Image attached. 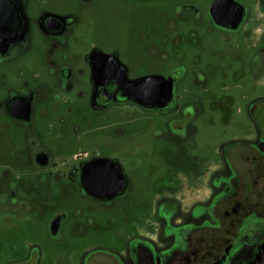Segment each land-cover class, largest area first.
<instances>
[{"label": "flooded vegetation", "instance_id": "1", "mask_svg": "<svg viewBox=\"0 0 264 264\" xmlns=\"http://www.w3.org/2000/svg\"><path fill=\"white\" fill-rule=\"evenodd\" d=\"M36 209L54 241L137 214L71 264H264V0H0V264H43L6 238Z\"/></svg>", "mask_w": 264, "mask_h": 264}, {"label": "rangeland", "instance_id": "2", "mask_svg": "<svg viewBox=\"0 0 264 264\" xmlns=\"http://www.w3.org/2000/svg\"><path fill=\"white\" fill-rule=\"evenodd\" d=\"M45 1V0H42ZM57 1V0H54ZM227 77L225 83L228 85L227 94L242 96V89L235 86L233 83L234 72L227 71ZM217 78V77H215ZM211 89L217 90L218 81L213 77L209 79ZM248 87V86H247ZM246 87V88H247ZM240 98V97H238ZM42 131L46 132L44 125H40ZM113 130L110 127L109 131ZM47 133V132H46ZM237 133L238 135L245 136L247 131L238 130L237 132L232 128L229 129V134ZM207 134L209 138H212L219 134L218 129H208ZM221 138H227L228 136H220ZM46 142L54 145L55 140L51 135L47 134ZM211 155V153H209ZM156 163L153 167V171L148 178L144 177L143 168H139L134 173V183L137 191H142L146 181L149 184H153L158 176L166 168L167 158L164 153L158 152L156 154ZM62 205L71 207L72 199L65 198L61 202ZM45 206V205H44ZM87 205H83L86 207ZM116 212L122 210L120 203L114 206ZM73 212L72 210H70ZM88 211V210H86ZM146 211V210H145ZM88 217L87 212L84 214L81 223L85 226L86 232L82 226H75V220L70 218L63 226L62 240L54 241L48 232L49 214L45 212L42 216L39 211L31 210L23 216L12 215L11 219L15 225V231L6 238L14 239L20 243H24L26 240L36 242L40 247L41 260L43 264H71L70 261L78 263L82 260L85 251L94 247H109L116 250H122L127 243L129 235L136 233L139 229L137 214H131L127 216L128 222L124 223L122 217L112 218V226L107 225L106 216L96 215L98 221V228H90L87 225L86 219ZM0 223H5L3 218L0 219Z\"/></svg>", "mask_w": 264, "mask_h": 264}]
</instances>
